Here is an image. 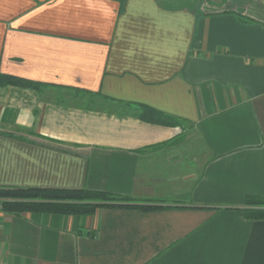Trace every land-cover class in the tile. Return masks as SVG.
Wrapping results in <instances>:
<instances>
[{"label": "crops", "instance_id": "1", "mask_svg": "<svg viewBox=\"0 0 264 264\" xmlns=\"http://www.w3.org/2000/svg\"><path fill=\"white\" fill-rule=\"evenodd\" d=\"M0 68V186L160 206L0 209V261L264 264V0H0Z\"/></svg>", "mask_w": 264, "mask_h": 264}, {"label": "trees", "instance_id": "2", "mask_svg": "<svg viewBox=\"0 0 264 264\" xmlns=\"http://www.w3.org/2000/svg\"><path fill=\"white\" fill-rule=\"evenodd\" d=\"M33 84L16 75L4 73L0 68V86H28ZM153 109L144 108L143 114L150 116ZM132 197L93 189H48L0 186L2 210L10 214L43 212L75 216H89L99 208L128 206L151 210L160 206L135 203ZM244 214L248 218L264 219V197L251 196L245 202Z\"/></svg>", "mask_w": 264, "mask_h": 264}, {"label": "built area", "instance_id": "3", "mask_svg": "<svg viewBox=\"0 0 264 264\" xmlns=\"http://www.w3.org/2000/svg\"><path fill=\"white\" fill-rule=\"evenodd\" d=\"M0 209H2V204H1V202H0ZM0 264H5V263H3L2 261H0Z\"/></svg>", "mask_w": 264, "mask_h": 264}]
</instances>
